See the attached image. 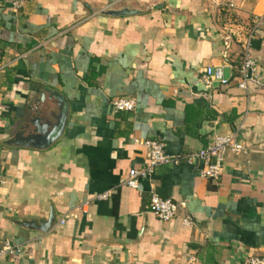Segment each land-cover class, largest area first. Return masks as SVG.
I'll return each instance as SVG.
<instances>
[{"label": "crops", "instance_id": "obj_1", "mask_svg": "<svg viewBox=\"0 0 264 264\" xmlns=\"http://www.w3.org/2000/svg\"><path fill=\"white\" fill-rule=\"evenodd\" d=\"M122 9L138 14L105 15ZM244 47L258 80L246 91L237 88ZM0 50V242L18 249L0 264L264 258V0H27L18 12L0 0ZM206 67H222L227 85L205 88ZM118 98L135 110L114 111ZM35 107L40 143L63 120L58 138L7 146L25 125L23 139L36 135ZM226 134L243 153L226 155L219 181L202 180L201 162L182 158ZM147 140L181 162L132 190L123 181L146 166ZM151 193L183 205L175 220L149 213Z\"/></svg>", "mask_w": 264, "mask_h": 264}, {"label": "built area", "instance_id": "obj_2", "mask_svg": "<svg viewBox=\"0 0 264 264\" xmlns=\"http://www.w3.org/2000/svg\"><path fill=\"white\" fill-rule=\"evenodd\" d=\"M27 0H8L10 9L14 12L22 10ZM254 26L258 27L261 24V19L253 21ZM229 37H226L228 40ZM237 74L240 79L237 88L246 91L247 85L258 84L257 80V63L250 56L247 47H244L242 59ZM199 82L209 88L213 83L225 86L228 80L224 77L222 67H206L200 76ZM116 112H133L136 108L135 100L132 98H118L111 103ZM146 150L147 164L143 169L128 171L123 184L132 189L137 190L141 180H150L155 171L167 165H177L181 161L169 157L165 153V145L159 140H147L139 142ZM243 144L238 141L235 134L216 135L210 143L201 151L188 154L182 158L187 164H192L199 161L202 168L199 171V177L206 181H219L224 172L225 157L227 154L243 153ZM4 184L0 177V187ZM109 193H103L94 197L96 201L107 200ZM183 205L176 204L170 199L161 198L155 193H151L148 200V211L156 219L167 223L177 218L178 212ZM63 223V220L60 221ZM181 223L185 226L191 225L187 218L181 219ZM18 252V249L13 247L7 240L0 242V259L4 254H12ZM242 264H264L262 257H250L242 262Z\"/></svg>", "mask_w": 264, "mask_h": 264}, {"label": "water", "instance_id": "obj_3", "mask_svg": "<svg viewBox=\"0 0 264 264\" xmlns=\"http://www.w3.org/2000/svg\"><path fill=\"white\" fill-rule=\"evenodd\" d=\"M135 14H138V12L137 11H130L127 9H122V10H118V11L108 10L105 12V15H107L109 17H126V16L135 15ZM53 96L56 98V100H58L59 103L61 102V99L59 98V96L57 94H54ZM32 111H33V113H36V112H38V113H37V116L33 117L28 123H29V125H31L34 128L32 130V133L36 134V135H32V136H29V137L23 139V133L28 128V125H25L23 127V129H20L18 131V133L15 135V138L13 140L6 142L7 146L19 145V146H23V147L45 148L48 145H51L58 138V136L61 133V124L63 121V120H61L62 118L60 119L61 121L59 120L60 125H58V127H55L54 131H51V132L46 134V144H41L40 143V141H41L40 136L42 134H44L43 127L39 125L40 120H41L39 117L41 115V111H39L38 107H35ZM53 223H54V215H53V213H50L46 222H44L40 226L39 230L42 232H47L51 228ZM259 246L264 251V234L260 239ZM253 257H258V256H253Z\"/></svg>", "mask_w": 264, "mask_h": 264}, {"label": "trees", "instance_id": "obj_4", "mask_svg": "<svg viewBox=\"0 0 264 264\" xmlns=\"http://www.w3.org/2000/svg\"><path fill=\"white\" fill-rule=\"evenodd\" d=\"M2 56H3V54H2V51L0 50V61L2 59Z\"/></svg>", "mask_w": 264, "mask_h": 264}]
</instances>
